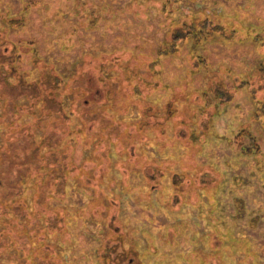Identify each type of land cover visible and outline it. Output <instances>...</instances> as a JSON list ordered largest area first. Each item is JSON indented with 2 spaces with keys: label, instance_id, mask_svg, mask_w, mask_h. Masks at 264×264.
Returning <instances> with one entry per match:
<instances>
[{
  "label": "rangeland",
  "instance_id": "374dc122",
  "mask_svg": "<svg viewBox=\"0 0 264 264\" xmlns=\"http://www.w3.org/2000/svg\"><path fill=\"white\" fill-rule=\"evenodd\" d=\"M4 10L18 20V28L0 20L8 45L28 46L19 45L18 68L33 77L38 57L62 75L101 74L103 87L119 88L112 116L128 153L113 145L108 167L89 169L94 158L86 167L105 174L99 198L114 206L103 213L125 233L129 259L264 264V126L248 87H237L261 79L264 0H0ZM205 18L221 27L207 38ZM239 131L259 152H240L250 142ZM76 146L74 160L90 156ZM80 184L70 179L64 200L49 204L60 218L46 243L60 264H99L106 220L84 213L91 200ZM18 261L13 250L0 254V264Z\"/></svg>",
  "mask_w": 264,
  "mask_h": 264
},
{
  "label": "trees",
  "instance_id": "16d2710c",
  "mask_svg": "<svg viewBox=\"0 0 264 264\" xmlns=\"http://www.w3.org/2000/svg\"><path fill=\"white\" fill-rule=\"evenodd\" d=\"M2 13L1 21L18 28L16 18H9L7 10ZM200 23L209 27L210 22L205 18ZM210 26V30L200 34L203 38L209 37L206 35L209 31L215 29L216 32L221 28ZM19 45L28 47L13 42L9 46L5 32L0 31V131L4 130L0 135V254L13 250L19 264H60L54 248L46 243V234L57 229V219L60 218L58 211L49 208V204L57 199L64 200L68 181L75 179L90 196L91 201L85 206L84 213L91 212L95 219L106 220L105 227H102L104 236L96 247L98 263L135 264L128 258L129 249L124 251L123 248L125 233L116 231L112 217L103 213L111 214L114 206V201L106 206L99 198V184L105 174L101 178L90 176L86 167L90 158L95 161L93 168L89 169L95 171L94 168L104 161L108 167L113 145H121L120 151H116L119 156L128 153L122 145V138L125 140L128 133L112 116L119 88L103 87L104 76L101 74L93 78L82 71L78 76L62 75L38 57L33 60L37 74L32 77L29 70L17 67V62L21 61ZM258 68L261 72L259 81L242 82L237 87H248L255 105L254 118L264 126V57ZM148 75L149 71L143 77ZM137 94L141 95V92L134 88L132 95ZM244 132L239 131L238 136H246L250 143H240V152H259L254 136ZM77 137L81 140L77 141ZM233 140L231 138L230 142ZM76 145L90 156L74 160ZM101 145L103 149L98 152ZM219 233L226 234L221 230ZM207 236L209 239L207 233L202 238L207 239ZM231 245L235 246L234 250H249L245 244Z\"/></svg>",
  "mask_w": 264,
  "mask_h": 264
},
{
  "label": "flooded vegetation",
  "instance_id": "af4514ba",
  "mask_svg": "<svg viewBox=\"0 0 264 264\" xmlns=\"http://www.w3.org/2000/svg\"><path fill=\"white\" fill-rule=\"evenodd\" d=\"M136 263V262H135Z\"/></svg>",
  "mask_w": 264,
  "mask_h": 264
}]
</instances>
